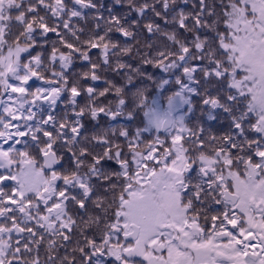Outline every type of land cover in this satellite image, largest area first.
I'll list each match as a JSON object with an SVG mask.
<instances>
[{"label":"snow or ice","instance_id":"6c2138e0","mask_svg":"<svg viewBox=\"0 0 264 264\" xmlns=\"http://www.w3.org/2000/svg\"><path fill=\"white\" fill-rule=\"evenodd\" d=\"M0 264H264V0H0Z\"/></svg>","mask_w":264,"mask_h":264}]
</instances>
